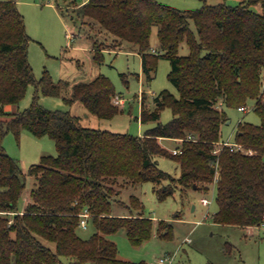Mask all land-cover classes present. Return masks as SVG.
I'll use <instances>...</instances> for the list:
<instances>
[{"label": "trees", "instance_id": "1", "mask_svg": "<svg viewBox=\"0 0 264 264\" xmlns=\"http://www.w3.org/2000/svg\"><path fill=\"white\" fill-rule=\"evenodd\" d=\"M70 15L93 30L96 60L102 50H129L142 57L143 71L154 78L161 57L171 61L168 89L147 106L142 95L140 120L156 121L143 135L84 126L68 109H50L38 102L17 112L4 105L19 102L29 85L47 95H60L69 82L55 81L46 69L40 79L29 61V36L17 0H0V264H148L118 256L111 234L125 229L135 245L151 238L154 228L162 237L172 235V224L156 221L143 212L135 194L121 199V179L132 184L169 180L155 188L161 200L177 186L187 188L216 183V223L256 227L264 221V0H227L183 9L161 0H64ZM158 25L161 49L151 36ZM186 42L187 54H180ZM117 93L107 75L72 85L68 104L82 101L100 118L123 111L115 103ZM254 99L259 124L240 120L236 144L221 141L222 124L229 118L226 107H246ZM170 107L173 117L162 122L161 112ZM28 129L48 135L57 154L43 155L25 172L18 158L6 152L3 138ZM160 138L181 139L175 154ZM176 160L175 177L160 167L157 156ZM218 174V176H217ZM37 180L24 211L19 202L27 176ZM199 187V186H198ZM130 213L117 211V204ZM88 207L97 228L89 237L79 234L80 213ZM138 212H133L135 209ZM46 241L54 242L55 248ZM69 258L66 262L64 259Z\"/></svg>", "mask_w": 264, "mask_h": 264}, {"label": "rangeland", "instance_id": "2", "mask_svg": "<svg viewBox=\"0 0 264 264\" xmlns=\"http://www.w3.org/2000/svg\"><path fill=\"white\" fill-rule=\"evenodd\" d=\"M183 9H192L222 0H161ZM240 0H227L236 4ZM18 8L24 15L26 31L29 36L28 55L35 76L40 79L47 69L55 81L69 82L63 87L60 95L44 94L42 89L36 92L35 85L28 86L26 94L17 103L4 105L5 112H17L29 107L35 98L42 106L50 109H68L77 116L84 126L108 129L115 132H128L143 135L156 124V121L142 123L140 120L142 95H146L147 106H153V97L163 89L170 90L176 96L180 95L178 87L169 78L171 61L161 57L154 78L148 79L143 71L142 57L138 52L129 50H102V61L96 60L97 50L94 39L98 30H93L81 20L74 19L70 13L73 6L66 11L58 8L64 5V0H17ZM158 25L154 26L151 36L153 47L161 49L158 37ZM189 46L183 42L179 53L187 54ZM99 74L107 75L115 86L116 98L124 102L116 103L123 111L112 118H100L89 111L82 101L68 104L65 98L71 97L72 85L77 81L91 80ZM255 101L250 99L247 110L236 107H226L229 118L222 124L221 141L235 140L237 125L240 120L256 124L261 117L254 109ZM173 117L170 107L161 112L160 120L168 122ZM229 120V122H228ZM181 139L169 138L161 143L169 150L180 147ZM7 153L19 159L25 172L33 163L40 161L43 155L57 154L56 142L48 135L37 136L28 129H22L19 135L9 132L2 141ZM217 146L220 143L216 144ZM173 152V151H172ZM159 165L175 177L180 175L178 162L163 155L157 156ZM34 176H27L26 189L20 200V205L36 185ZM172 184L169 180L158 183L151 181L132 184L121 179V199L130 202L132 194L137 195L144 203L143 212L156 221L165 219L172 224V235L162 237L154 228L151 238L140 245H135L121 229L111 234L110 239L118 246V256L123 259L157 264L161 256H173L171 264H264V227L242 226L236 224L216 223L212 214L218 209L216 200L217 189L213 182L199 183L197 188L177 186L175 191L161 200L155 188ZM169 185V186H170ZM202 197L212 199L210 205H203ZM117 211L124 214L130 210L122 204H117ZM133 212H138L133 209ZM79 234L89 237L96 231L90 221L87 227H79ZM190 237L189 241L185 239ZM46 243L55 248L54 242ZM66 262L69 258L64 259Z\"/></svg>", "mask_w": 264, "mask_h": 264}, {"label": "built area", "instance_id": "3", "mask_svg": "<svg viewBox=\"0 0 264 264\" xmlns=\"http://www.w3.org/2000/svg\"><path fill=\"white\" fill-rule=\"evenodd\" d=\"M114 101L119 104V103L124 102V99L123 98H115ZM239 109L245 111V110H247V107L241 106ZM219 143H220V145L216 146L214 149V153H216V154H218L221 151L223 146L229 145V144L230 145L236 144V143L231 142L229 140L219 141ZM172 151H173V153L178 154V153L182 152V149H181V147H176V148H173ZM217 176H218V174H217ZM201 202L203 205H210V203L212 202V199L208 198V197H202ZM80 216H81L80 226L81 227H87L89 224V218L91 217V212H90L89 208L85 207L84 210L80 213ZM258 226L264 227V221ZM190 239H191L190 237H187L185 240L189 241ZM172 260H173V256L167 254L165 256H161L157 260V264H171Z\"/></svg>", "mask_w": 264, "mask_h": 264}, {"label": "crops", "instance_id": "4", "mask_svg": "<svg viewBox=\"0 0 264 264\" xmlns=\"http://www.w3.org/2000/svg\"><path fill=\"white\" fill-rule=\"evenodd\" d=\"M241 1V0H240ZM239 1V2H240ZM155 48V47H154ZM134 52V51H133ZM228 122H229V120H228ZM167 140V139H169V138H160V140H161V142L163 141V140ZM23 195H24V193H23ZM23 195H22V197H23ZM21 197V198H22ZM29 194L27 195V197L24 199V201L21 203V206L19 207V209L21 210V211H24V209H25V206H26V204H27V202L29 201ZM19 205H20V202H19ZM116 212H118V213H122V214H124L122 211H116ZM89 225V224H88ZM96 227V226H95ZM96 230H97V228H96ZM79 232V231H78Z\"/></svg>", "mask_w": 264, "mask_h": 264}, {"label": "water", "instance_id": "5", "mask_svg": "<svg viewBox=\"0 0 264 264\" xmlns=\"http://www.w3.org/2000/svg\"><path fill=\"white\" fill-rule=\"evenodd\" d=\"M197 186H198L197 184H194V187H195V188H197Z\"/></svg>", "mask_w": 264, "mask_h": 264}]
</instances>
